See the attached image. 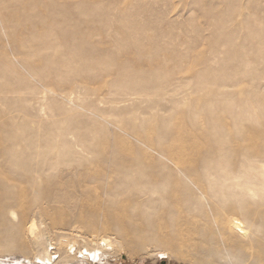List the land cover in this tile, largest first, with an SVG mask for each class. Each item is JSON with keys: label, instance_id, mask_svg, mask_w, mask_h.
Here are the masks:
<instances>
[{"label": "rangeland", "instance_id": "obj_1", "mask_svg": "<svg viewBox=\"0 0 264 264\" xmlns=\"http://www.w3.org/2000/svg\"><path fill=\"white\" fill-rule=\"evenodd\" d=\"M0 264H264V0H0Z\"/></svg>", "mask_w": 264, "mask_h": 264}, {"label": "bare ground", "instance_id": "obj_2", "mask_svg": "<svg viewBox=\"0 0 264 264\" xmlns=\"http://www.w3.org/2000/svg\"><path fill=\"white\" fill-rule=\"evenodd\" d=\"M234 223L237 225H239L240 227H241V225L239 224V222L238 221H234ZM242 228V227H241ZM110 243V242H109ZM90 253V252H89Z\"/></svg>", "mask_w": 264, "mask_h": 264}]
</instances>
